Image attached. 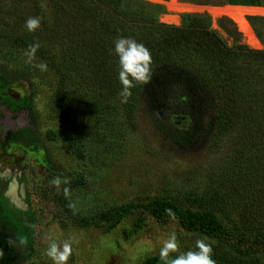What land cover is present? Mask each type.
Instances as JSON below:
<instances>
[{"label":"trees","instance_id":"trees-1","mask_svg":"<svg viewBox=\"0 0 264 264\" xmlns=\"http://www.w3.org/2000/svg\"><path fill=\"white\" fill-rule=\"evenodd\" d=\"M45 1L51 12L49 21L41 11L40 0H13L18 15L14 31L9 35L0 31V44H9V49L0 55V102L10 112L22 110L28 117L27 125L7 134L5 142L20 141L26 146L41 143L33 101L13 98L8 92L20 80L37 86L36 69L16 68L11 62L17 52L25 53L30 44L38 41L35 60L46 62L56 76L45 105L47 118L54 125L71 118L65 131L46 129L44 141L65 144L70 155L81 160L86 124L71 100L75 91L85 98L94 126L112 122L120 108L125 124L133 129L141 96L157 80L167 84L165 97L158 103L165 117L171 120L184 116L190 120L187 129L170 133L169 137L176 142L189 140L195 104L200 98L198 91H202L214 108L208 145L219 148L221 141L229 137L232 163L230 173L223 178L224 190L189 192L180 200L129 202L91 215L76 212L70 202V194L85 186V177L75 174L67 178L70 183L61 184L57 190L50 182L66 177L48 171L40 194L57 206L61 221L107 233L133 217L131 227L122 232L125 240L138 234L147 219L159 224L173 222L185 233L214 241L216 264H264V50L245 45L236 25L224 17L217 20V25L232 40L231 45L212 29L206 14H182L180 24L174 26L159 21L162 6L142 0ZM24 4L31 7V14H19ZM222 4L259 7L264 6V0H224L219 5ZM32 16L41 18V27L29 33L25 21ZM121 36L143 43L153 60L151 82L133 88L126 101L119 95V65L114 53V41ZM65 187L70 189L67 197ZM240 201L242 211L234 221L230 209L237 208ZM25 202L28 204V200ZM35 223L29 208L23 213L7 207L0 199V264H23L31 257ZM141 264L163 262L158 253L145 257Z\"/></svg>","mask_w":264,"mask_h":264},{"label":"rangeland","instance_id":"rangeland-1","mask_svg":"<svg viewBox=\"0 0 264 264\" xmlns=\"http://www.w3.org/2000/svg\"><path fill=\"white\" fill-rule=\"evenodd\" d=\"M142 1L162 6L164 12L159 21L168 25L178 26L180 16L185 13L206 14L211 19L212 29L229 45L232 40L217 25V20L223 17L213 19L209 11L222 7H251L219 5L224 0H175L173 7L189 6L194 9L176 14L168 9L170 0ZM40 8L49 21L51 12L45 0H40ZM252 8L264 10V6ZM31 12V7L24 4L19 14L29 15ZM16 13L13 0H0V31L7 35L14 31L13 25L18 21ZM171 15L178 16L177 24L163 22L165 16ZM250 18L256 20L252 21ZM245 20L259 46H249L242 33L241 41L251 49L264 50V15H247ZM8 45L6 41L0 44V55L9 49ZM12 59L13 67L36 69L35 72L39 75L36 78L37 86L32 87L26 80H20L14 82L8 92L13 98L25 97L33 101L38 114L37 133L40 144L26 146L20 141L5 142L7 134L27 125L28 117L24 111L9 112L0 103V170L10 183H16L18 197L28 200L25 206L31 210L36 221L33 253L23 264H52L45 253L53 240L61 244L65 241L72 244L73 254L68 264H141L145 257L159 253L163 241L171 233H175L180 240L181 250L192 249L199 236L185 233L173 222L159 224L147 219L145 227L128 240L123 238L122 232L131 227L133 217L123 220L107 233L98 228L78 227L68 220L62 222L57 206L41 196L40 188L45 183L47 172L51 170L66 178L75 174L83 175L85 186L70 194L72 208L81 215H91L129 202L146 203L153 198L180 200L189 192L201 194L224 190L226 187L223 178L232 168L230 138L225 137L219 148L208 145L214 114L211 99L198 91L200 98L195 104L197 111L193 119V133L188 141L176 142L169 134L184 130L190 120L184 116L169 120L162 113L163 109L158 107V103L165 97V82L156 80L142 94L133 129L125 124L120 108L112 122L94 126L88 116L85 98L82 93L75 91L71 100L86 124L83 131L84 158L79 160L70 155L65 144H51L42 137L49 127L65 131L71 122L69 117L54 125L47 118L45 105L51 98L56 76L49 69L42 72L33 67L32 63L27 62L23 52H17ZM33 63L39 62L34 60ZM240 203L241 201L237 208L230 209H233L231 217L234 221L240 217Z\"/></svg>","mask_w":264,"mask_h":264},{"label":"clouds","instance_id":"clouds-1","mask_svg":"<svg viewBox=\"0 0 264 264\" xmlns=\"http://www.w3.org/2000/svg\"><path fill=\"white\" fill-rule=\"evenodd\" d=\"M41 27V18L32 16L25 21V28L29 33L36 32ZM40 48V43L30 44L25 52L27 62L32 63L33 67L45 72L48 70L47 63L41 61L33 63L36 52ZM114 53L118 58V80L121 85L120 97L126 101L132 95V89L137 85H147L151 82L153 76V60L150 50L143 44L130 37H117L114 41ZM57 190H60L61 184L67 185L70 181L67 178L63 180L60 177L54 178L51 182ZM64 195L70 194V189H63ZM207 237H199L194 242V248L187 251H181L180 240L175 233H171L165 239L159 249V258L163 264H216L213 244ZM46 256L52 261V264H68L73 254V246L65 241L62 244L53 240L47 250ZM2 255V253H0Z\"/></svg>","mask_w":264,"mask_h":264},{"label":"bare ground","instance_id":"bare-ground-1","mask_svg":"<svg viewBox=\"0 0 264 264\" xmlns=\"http://www.w3.org/2000/svg\"><path fill=\"white\" fill-rule=\"evenodd\" d=\"M174 3L175 0H170V6L168 9H170L172 12L176 14L180 12L183 13L191 12L194 10L192 7L189 6L173 7ZM209 14L212 16L213 19L219 17H228L235 23L238 31L242 33V35L246 39V43L249 46L254 48H257L259 46L258 41L256 40L252 32V29L245 20V16L254 15V14L264 15L263 9L252 8V7H222V8L211 9L209 11ZM163 22L177 24L179 22V18L176 15L165 16L163 18Z\"/></svg>","mask_w":264,"mask_h":264},{"label":"flooded vegetation","instance_id":"flooded-vegetation-1","mask_svg":"<svg viewBox=\"0 0 264 264\" xmlns=\"http://www.w3.org/2000/svg\"><path fill=\"white\" fill-rule=\"evenodd\" d=\"M1 103V102H0ZM5 107V105H4ZM6 108V107H5ZM8 110V109H7ZM9 111V110H8ZM22 111V110H21ZM10 112V111H9ZM20 112V111H19ZM13 183H10L8 177H6L5 175H3V173L0 170V199L3 201V203L9 207V208H15L23 213L27 212L28 208L26 210H21L19 208H17L12 201L11 196H9L10 194V186ZM21 198V197H20ZM21 201L26 205L25 200Z\"/></svg>","mask_w":264,"mask_h":264},{"label":"water","instance_id":"water-1","mask_svg":"<svg viewBox=\"0 0 264 264\" xmlns=\"http://www.w3.org/2000/svg\"><path fill=\"white\" fill-rule=\"evenodd\" d=\"M17 189H16V183H13V184H11V186H10V194H9V196H11V198H12V201H13V204L17 207V208H19V209H21V210H26L27 208H26V206H25V204L21 201V198L20 197H18V195H17V191H16Z\"/></svg>","mask_w":264,"mask_h":264}]
</instances>
